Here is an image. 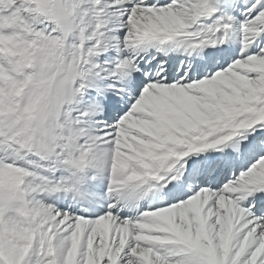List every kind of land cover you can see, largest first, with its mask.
<instances>
[{
    "label": "snow or ice",
    "instance_id": "obj_1",
    "mask_svg": "<svg viewBox=\"0 0 264 264\" xmlns=\"http://www.w3.org/2000/svg\"><path fill=\"white\" fill-rule=\"evenodd\" d=\"M0 264H264V0H0Z\"/></svg>",
    "mask_w": 264,
    "mask_h": 264
}]
</instances>
